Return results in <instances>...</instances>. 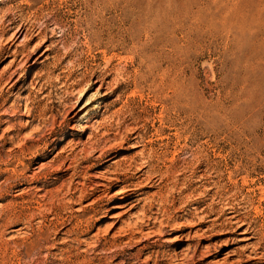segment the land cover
I'll return each instance as SVG.
<instances>
[{
  "label": "rangeland",
  "instance_id": "1",
  "mask_svg": "<svg viewBox=\"0 0 264 264\" xmlns=\"http://www.w3.org/2000/svg\"><path fill=\"white\" fill-rule=\"evenodd\" d=\"M263 251L264 0H0V264Z\"/></svg>",
  "mask_w": 264,
  "mask_h": 264
},
{
  "label": "bare ground",
  "instance_id": "2",
  "mask_svg": "<svg viewBox=\"0 0 264 264\" xmlns=\"http://www.w3.org/2000/svg\"><path fill=\"white\" fill-rule=\"evenodd\" d=\"M136 139V138H135ZM61 154V153H60ZM57 157V156H56ZM114 163V162H113ZM152 165V164H151ZM114 175V174H113ZM115 177V176H114ZM116 181V180H115ZM117 183H118V181H117ZM127 191H129V190H125V189H123V190H119V192H116V195L117 196H125L126 195V193H127ZM230 210V212L228 213V215H230V217L227 219L228 221L226 222L227 223V226L228 227H232V226H235V225H237V224H239V228L241 229L242 227H244L245 225H247V224H244L239 218H238V215H237V212L235 211V210H233V209H229ZM243 212V211H242ZM150 224V223H149ZM238 226V225H237ZM249 228H247L244 232H242V233H239V235H249ZM250 240V239H249ZM143 249H145V247L143 248ZM259 250H260V248H259ZM261 257H264V251H263V253H261V254H259V256L257 257V258H261Z\"/></svg>",
  "mask_w": 264,
  "mask_h": 264
}]
</instances>
